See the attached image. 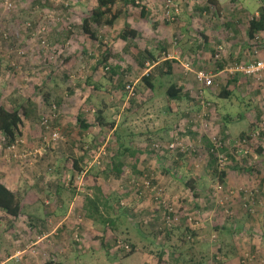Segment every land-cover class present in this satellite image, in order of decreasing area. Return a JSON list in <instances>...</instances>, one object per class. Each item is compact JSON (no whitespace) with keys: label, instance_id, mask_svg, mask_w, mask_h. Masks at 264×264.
<instances>
[{"label":"rangeland","instance_id":"374dc122","mask_svg":"<svg viewBox=\"0 0 264 264\" xmlns=\"http://www.w3.org/2000/svg\"><path fill=\"white\" fill-rule=\"evenodd\" d=\"M95 2L0 0V103L25 108L17 143L5 147L0 135V178L25 201L17 220L0 218V260L9 264H160L163 209L153 192L135 184L147 177L162 189V199L181 212L179 224L185 226L184 213L201 220L192 241L182 240L178 227L167 236L164 246L168 251L175 248L180 260L240 264L241 255L250 252L251 264H264V208L256 202L250 211L242 203L244 190L252 188L264 204L260 192L264 189V73L261 79L236 74L230 96L217 97L232 76L223 69L253 61L261 53L260 47L254 49L246 42L244 20L256 14L264 0H171V6L167 0H134L113 26L98 27L97 39L92 40L83 34L81 21ZM126 25L138 31L136 39L120 36ZM162 44L165 51L160 49ZM138 50L150 51L156 62L144 59L140 65ZM167 64L170 73L165 72ZM199 70L213 75L209 87L196 80ZM147 74L155 86L152 90L141 81ZM171 84L184 86L191 99L169 102L165 91ZM99 111L114 128L95 124ZM79 115L93 124L88 130L80 131ZM241 134L250 135L247 143L241 149L230 147L235 152L226 145L224 163H216L226 170V183L219 190L218 182L205 174L207 147L213 136L232 141ZM128 142L137 151L133 159L114 158L118 144ZM170 143L177 144L175 149L167 148ZM80 156L84 158L78 165L84 170L78 177L73 164ZM116 159L122 163L118 173L112 168L117 166ZM170 172L185 180L196 177L197 197L183 182L169 180ZM160 173L163 179L158 178ZM90 175L108 201L104 206L99 198L97 210L90 206L97 218L106 219L96 221L95 228L80 210L86 195L93 192L87 188ZM56 189L62 204L73 202L69 220L74 224L61 227V211L51 217L54 222L35 226L34 206L43 205L45 199L53 202L50 194ZM215 224L223 227L222 232L214 229ZM78 226L80 246L73 244ZM42 231L43 248L56 246L57 258L33 253ZM117 238L136 242L129 256L113 248ZM63 247L70 261L62 256ZM74 248L88 251L73 258Z\"/></svg>","mask_w":264,"mask_h":264},{"label":"trees","instance_id":"16d2710c","mask_svg":"<svg viewBox=\"0 0 264 264\" xmlns=\"http://www.w3.org/2000/svg\"><path fill=\"white\" fill-rule=\"evenodd\" d=\"M215 5L219 6V3H217V1H213ZM134 4V0H96L95 5L90 9L89 13L82 17V21H81V28H82V32L83 34L88 37L89 39L95 40L97 39V31L96 29L98 27H104V26H113L116 22V20L126 12L127 10V6ZM142 14L145 13V8L142 7ZM244 24H245V34L247 37L246 42L249 43V46L253 47L254 49L257 47H260L261 49V53L259 55L255 56V59L253 60H259V59H263L264 58V6L261 5V7H258L256 14L253 15H249L248 17H246V19L244 20ZM139 33L136 29L134 28H130L129 25H126L120 33V36L127 40V39H136L138 37ZM205 39H206V35L203 34ZM162 51H165L166 47L165 44H162V47L160 48ZM260 52V51H258ZM138 58L140 60V58L142 59V61H138ZM137 62L140 65H143V61L144 59H148L151 63L156 62V59H154V55L153 53H151L150 51L147 50H138L137 53ZM241 62V61H240ZM246 62V61H243ZM168 65V69L166 68L165 72L170 73L171 72V65ZM219 68H223V63H219L218 64ZM206 71V70H205ZM234 75V74H233ZM231 76L230 79L227 81L226 83V88L222 89L220 91V93L218 94L217 97L220 98H227L230 96L231 94V89L229 88L231 83H235L237 81L238 76H236V74L234 76ZM241 75V74H238ZM236 76V77H235ZM141 81H143L146 85V87L149 90H152L155 86L154 83L151 81V79L149 78L148 74L146 76H142ZM165 96L167 97V100L169 102L171 101H181L185 98L187 99H191L190 98V94L188 92V90L182 86V85H176V84H171L169 85V87H167L166 91H165ZM47 101V99H46ZM101 111L98 112V115L96 117V125L104 127H108L109 129L114 128V124L113 123H106V121L104 120L102 114L100 113ZM23 114H25V108L20 105L19 107H14V108H8L7 106H5L4 104L0 103V135L2 137L3 140V144L4 146H12L15 143H17V141L20 139L21 135H22V126H23ZM77 125L80 129V131H86L88 130L93 124L90 123L89 121H86V118H84L82 115H79L77 117ZM255 125V123H254ZM247 134V133H246ZM243 136V134H241ZM248 138H250V135H247ZM118 150L116 151L117 153H115V156L118 154L119 156H125L126 153L129 152V155L131 154V147H128V145H125L123 143H119L118 144ZM92 147V146H90ZM87 148V147H86ZM85 148V149H86ZM211 144L208 145L207 147V152H208V157L206 160L207 163V168H206V175L210 176L213 180H215V182L217 181L219 185L223 186L226 183V170L220 169L217 166V157L214 154V151H211ZM86 151H88L86 149ZM261 152V151H259ZM132 155V154H131ZM114 156V157H115ZM230 156V155H229ZM232 157V156H231ZM84 158V156H80L78 159H74V164H73V172H76L78 175L79 173L83 172V168L80 167L79 161H83L82 159ZM122 163L120 161L117 162V166L114 165L112 168L116 171V173L120 172V167H121ZM79 177V175H78ZM180 182H183V185L190 190L191 195L193 197H197V193H196V189H197V180L195 178H189L186 180H180ZM87 188L88 189H92L93 192L91 195H86V203L84 205V214L85 217L88 219H92L93 221H98L100 223H105L106 219L100 218V217H96L95 211L93 209H90V206L94 207L95 210H97V208L95 207V203L99 198H103L104 200V196L103 197V191L101 189V187H99V185H97V182L95 181V177L93 175H90V178L87 179ZM153 184V183H152ZM56 192L58 191V189L55 190ZM74 194V192H73ZM57 197H59V194L57 192ZM106 199V198H105ZM161 200H159L160 202ZM108 201L104 200L103 204L104 206L107 204ZM121 204L123 205L124 203L121 201ZM161 204V202L159 203ZM118 209L122 208L118 203L117 205H115ZM162 209L163 205L161 204ZM25 208V201L22 199V197L15 192L14 190H12L11 188H9L6 184H4L3 182L0 181V212L3 214L0 218L6 217L9 218L11 222L17 220L24 211ZM98 212V211H97ZM117 212V210H116ZM118 213V212H117ZM116 213V214H117ZM123 214L125 213V210H123ZM162 214L163 211L160 215V219L163 222V218H162ZM114 220H109L110 224L112 225L114 222ZM184 224L185 226H182V224H178L175 226H171V227H167L164 225L163 222V228H161L159 230V233H165V237L163 238V243H161V248L160 250L157 252L158 254V262L160 264H186V260L185 258H183L182 260L179 259V255L176 253V249L174 248L173 250L170 249V251H168L166 249V247L164 246L165 241L167 239V236L170 234V231L173 228L178 227L181 228L180 232L181 234V238L182 240H190L192 241L195 237L196 231L200 228H198L197 230H191L188 226H187V221L184 220ZM201 222V220H200ZM12 225V223L10 224ZM79 229V226H78ZM183 229V230H182ZM214 229L216 231H218L219 233L222 232L223 227H218V224L214 225ZM189 235V237H188ZM117 239H114L112 242L113 248H115L118 251H121L123 253V255L129 256L133 251H134V246L136 245L135 241H129V238L127 239H121L119 238V240L123 241L124 243L128 244L130 249L129 250H125L123 248L117 247L116 245V241ZM76 241V240H75ZM129 241V242H128ZM79 242V241H76ZM194 242V241H193ZM144 246H142L141 248H143ZM220 249V247H219ZM216 258H218L216 256ZM19 259H17V261H19ZM241 260V259H240ZM52 261V260H50ZM0 262H3V264H9L8 262L4 261V260H0ZM49 264H55L52 262H49ZM189 264V263H188ZM240 264H244L240 261Z\"/></svg>","mask_w":264,"mask_h":264},{"label":"built area","instance_id":"2783aa9c","mask_svg":"<svg viewBox=\"0 0 264 264\" xmlns=\"http://www.w3.org/2000/svg\"><path fill=\"white\" fill-rule=\"evenodd\" d=\"M8 1H10V0H8ZM167 2H168V5L171 6V3H172L171 0H167ZM215 57L217 58L218 55L216 54ZM223 70L227 71L229 75L241 74V75H246V76H252L255 79H261L263 77V73H264V58L259 59V60L249 61V62L233 63V64H230L228 67H225ZM195 78L205 88L209 87L213 82V75L210 72L205 71V70L196 71ZM127 87L129 88L128 85H127ZM201 103H203V102H201ZM46 123H47V119L45 118L43 120V124H44V127L47 129L48 125ZM261 125L264 127V120L261 122ZM52 136L54 138H57L58 133L56 131H52ZM248 139H249L248 136L244 135V136H240L238 139H233L232 141H230V139H228L227 141H222L221 139H217L216 137L213 136L211 143H210L212 146L211 151L215 152L214 154L217 157V161L221 165L224 163V161L226 159V157L222 154V150L224 147H226V145H229V148L230 147H236V148L241 149V147H243L247 143ZM176 146H177L176 143H170L167 148L175 149ZM230 150L235 152V150L233 148H230ZM135 184H136V186H142L143 191H146L148 193L153 192L155 200H161L160 202L164 208L162 218H163V222H164L165 226L171 227V226H175V225L179 224L181 212L176 207H174V205H172V203L170 204L168 201H165L162 199V197H161V190L162 189L161 188L154 186L152 184L151 179L147 178V177L142 178L141 182H136ZM216 188L220 190L222 188V186L217 184ZM244 192L246 195L243 199L244 201L242 202L244 207H247L251 211V210H253L251 208V206L253 204H255L256 202H258L264 208V204L260 201V199L255 197L258 194L257 189L253 190L252 188H246L244 190ZM260 192H261V194H263L264 189L260 190ZM141 193H142V190L138 189V194L140 195ZM184 215L186 216L185 218L187 221V226L191 230H197L200 227L201 223H200L199 219L191 216L188 213H184ZM188 237H189V235H188ZM74 239L76 241L80 240V237L78 234V227H76ZM116 245H117V247L123 248L125 250L130 249L128 244L124 243L123 241H121L119 239L116 241ZM33 253H34V251H33ZM17 258H19V257H17ZM253 259H254V255L250 252H244L241 255V262L244 264H251L253 262ZM0 264H3V262H0ZM211 264H213V263H211Z\"/></svg>","mask_w":264,"mask_h":264},{"label":"crops","instance_id":"0c3cea01","mask_svg":"<svg viewBox=\"0 0 264 264\" xmlns=\"http://www.w3.org/2000/svg\"><path fill=\"white\" fill-rule=\"evenodd\" d=\"M234 122H236L235 120H233L232 121V123H234ZM166 128H170V126H168V125H166ZM165 127H164V129H166ZM172 131H173V129H172ZM227 131V130H226ZM128 147H131V154L133 155L134 153H137V151H136V149L134 148L135 147V145H133V143H131V142H128ZM131 154L129 155V152L128 153H126L125 154V156H127V157H129L128 158V160H131V159H133L132 157H131ZM144 154H140V156H141V158H143L144 156H143ZM119 155L117 154L115 157L117 158ZM114 157V158H115ZM135 158V157H134ZM135 160H137V157L135 158ZM118 161V159H116V162ZM158 178L160 179H163L164 177L163 176H161V173L160 174H158ZM169 180H178V181H180V180H185L183 177H181V176H179V175H177V173L176 172H170L169 173ZM189 178H192V177H189ZM193 178H195L196 180H197V178L196 177H193ZM0 181L1 182H3L4 184H6L7 186H8V181L4 178V180H2L1 178H0ZM232 180H230V182H231ZM198 182V181H197ZM197 185V184H196ZM12 189V188H11ZM186 189V188H185ZM12 190H14L15 192H17L18 193V191H17V189L16 188H13ZM177 190V189H176ZM186 191V190H185ZM188 191H190L189 189H188ZM196 193H198V188L196 189ZM18 194H20V193H18ZM39 195H41L40 193H38L37 194V197L39 196ZM50 196H54L55 197V200L52 202V201H49V199H45L44 201H45V203L43 204V205H40V204H38V205H35L34 206V209L32 210V212H31V217L33 218V220H34V224H35V226H39V227H44L45 225H47V224H49V223H51V221L52 222H54L55 220L54 219H52L51 217H57L58 215H56L58 212H63V214H64V220L63 221H61V223H58V224H63L64 223V225H62L61 227H63V226H66V225H68V227H72V225L74 224V223H72L71 222V220H69V215H70V213L72 212V203L73 202H71L70 204H69V206H65L64 204H62V201H60L58 198H57V192L56 191H54L52 194H50ZM46 206H48V207H46ZM83 208V209H82ZM80 210H84V207H81V209ZM90 220V219H89ZM57 224V225H58ZM90 224H91V226L93 227V228H95L96 226H98V224H97V222L94 220H92L91 219V222H90ZM70 227V228H71ZM42 233V234H41ZM41 233H39L40 235H38V236H36V237H38L36 240H35V244H37L36 245V249H35V251H34V253L36 254V256L37 257H42V256H45V255H51L53 258L52 259H54V258H57V256H58V253H57V251H56V246H53V247H49V248H43V246H45L44 245V243L45 242H42V239H44L43 238V236L45 235V234H43V231L41 232ZM44 241V240H43ZM74 245H77V246H80V244L81 243H78V242H74L73 243ZM62 248V247H61ZM62 251H63V253H62V256H64L65 258H67V259H69V261H70V254H68V251H66L65 250V248L63 247V249H62ZM88 250H85V249H82V250H79V249H76V248H74V251H73V258H75V256H77L78 257V254H80V253H85V252H87ZM76 252V253H75ZM60 255V254H59ZM43 258V257H42ZM142 264H143V262H141ZM128 264H130V263H128Z\"/></svg>","mask_w":264,"mask_h":264}]
</instances>
